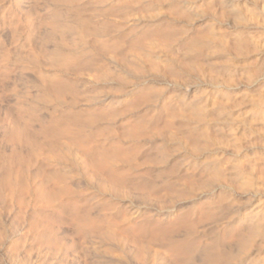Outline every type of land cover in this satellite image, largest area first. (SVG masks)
Segmentation results:
<instances>
[{"label":"rangeland","instance_id":"obj_1","mask_svg":"<svg viewBox=\"0 0 264 264\" xmlns=\"http://www.w3.org/2000/svg\"><path fill=\"white\" fill-rule=\"evenodd\" d=\"M0 103V264H264V0H0Z\"/></svg>","mask_w":264,"mask_h":264},{"label":"crops","instance_id":"obj_2","mask_svg":"<svg viewBox=\"0 0 264 264\" xmlns=\"http://www.w3.org/2000/svg\"><path fill=\"white\" fill-rule=\"evenodd\" d=\"M4 107H2L1 103H0V140H6L8 134L11 136H14L16 134V132H21V130H17L15 129V125H16V121H14V127H12L11 129H7L6 128V118H7V113L3 112L1 113V109H3ZM11 115V114H8ZM13 115V114H12Z\"/></svg>","mask_w":264,"mask_h":264}]
</instances>
